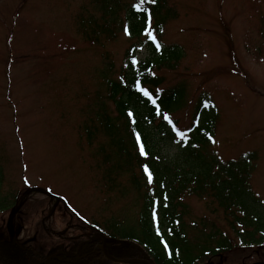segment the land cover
Segmentation results:
<instances>
[{"label":"rangeland","instance_id":"rangeland-1","mask_svg":"<svg viewBox=\"0 0 264 264\" xmlns=\"http://www.w3.org/2000/svg\"><path fill=\"white\" fill-rule=\"evenodd\" d=\"M83 2L85 0H0V210L12 203L7 191L11 195L20 192L23 203L11 211L10 221H24L25 225L16 224L13 232L20 240L29 241L33 228L43 229L47 225L52 229L49 224L37 223L36 217L30 215L43 206L41 218H47L48 223L50 218L55 220L54 232L37 234L43 242L50 240L46 246L54 242L60 244L63 240L77 245L99 237L98 231L71 214L63 201H56L60 197L83 217L98 220L97 227L105 238H123L129 234L145 198L146 182L138 179L135 184L132 181V177L135 180L139 175L138 168L126 173L123 168L115 167L117 159L110 154L111 149L88 141L84 132L91 122L96 101L95 95L85 96L92 92L97 80L98 61L93 48L72 52L64 64L57 60L58 56L66 54L63 49L49 53L48 59L46 53L36 55L43 46L56 49L50 47L56 41L54 33L64 36L65 42L77 48L83 47L82 40L72 30L78 7ZM175 3L181 18L169 30L188 27L175 33L174 39L188 46L183 65L189 67L185 79L189 82V92L193 93L191 105L202 90L216 100L211 88L216 90L217 84L225 87L215 91L217 99L221 98L219 144L213 147L214 151L225 160L247 149L256 154L250 163V182L254 209L262 215L256 213L254 217L245 218L242 213L235 220L234 225L240 232L234 237L238 243H254V252L258 253L255 258L264 257V52L263 46L259 48L262 57L257 62L251 48L244 44L248 38L252 41L254 23L264 21V0H177ZM201 6L204 9L198 12ZM261 26L264 28V24ZM228 37L232 42H228ZM114 54L117 60L121 58L117 52ZM81 90L84 95L77 93ZM230 91L237 92L240 98ZM190 115L191 109L178 113L182 126L189 125ZM184 203L187 219L199 221L208 214L204 199L187 197ZM60 212L63 220L57 216ZM6 217L3 215L1 219ZM218 220L223 223L221 218ZM187 228L191 240L190 227ZM192 231L194 235L197 233L194 228ZM215 236L213 226L206 225V235L197 236V240L209 242ZM4 245L1 243L0 248ZM109 245L107 248L120 257L132 256L134 261L144 259L134 256V245L117 242ZM235 250L242 258L251 253L237 247L220 253L211 264H233L236 257L241 258ZM18 252L12 259L28 258L20 257L22 252ZM218 259L220 262L216 261ZM98 264L115 263H105L100 257Z\"/></svg>","mask_w":264,"mask_h":264},{"label":"trees","instance_id":"trees-1","mask_svg":"<svg viewBox=\"0 0 264 264\" xmlns=\"http://www.w3.org/2000/svg\"><path fill=\"white\" fill-rule=\"evenodd\" d=\"M175 1L86 0L82 3L76 18V25L79 22L76 31L82 41L93 48L98 72L92 92L89 95L82 90L77 93L96 97L91 122L84 130L88 141L111 149L110 154L117 159L115 167L123 168L126 173L133 172L136 167L141 171V165L145 163L149 164L150 170L154 169V180L147 186L142 211L131 232L124 237L145 243L148 252L160 251L167 241L171 247L179 249L184 261L192 263L193 258L200 261L210 259L236 245L230 244L233 241L230 234L220 229L215 240L203 242V251L191 257L188 252L191 246L182 245L183 213L187 209L180 200L181 196L206 200L207 209L211 213L221 211L224 219L231 215L233 229L240 213L251 218L254 213L261 215V212L254 209V195L249 184L250 163L256 158L255 152L245 150L232 160L220 161L212 140L220 117L219 100L214 101L211 94L202 90L191 105L193 93L189 92V82L185 79L189 67L183 65L188 46L174 39L175 33L188 27L180 31L169 30L181 18ZM203 9L201 6L197 11ZM263 24L264 21L254 23L252 41L250 38L244 40L251 50H259L262 46L264 50ZM125 27L128 28L127 34ZM258 28L260 33L256 36ZM148 31L154 40L149 38ZM227 40L232 42L229 37ZM255 41L257 43L250 47ZM50 47L56 49L40 48L36 55L46 53L48 59L51 57L49 53L63 49L66 54L57 58L62 64L69 54L84 49L61 40ZM114 52L121 58L117 60ZM137 83L149 92L151 99L144 96ZM215 88L222 86L217 84ZM187 109L192 110V117L201 115V120L199 123L193 120L196 124L191 123L184 131L186 135L180 137L164 116L170 119L175 113ZM130 111L133 113L131 117L128 115ZM137 134L141 135L140 143H137ZM141 143L148 149L146 156L140 155ZM140 177L141 174L135 180L132 177V181L136 184ZM153 198L156 204L152 208ZM158 210L160 216L156 222L153 216ZM175 220L180 224L173 230V235H168L165 227ZM135 248L134 256L149 255L147 251ZM0 260L3 264H14L8 252H2Z\"/></svg>","mask_w":264,"mask_h":264},{"label":"flooded vegetation","instance_id":"flooded-vegetation-1","mask_svg":"<svg viewBox=\"0 0 264 264\" xmlns=\"http://www.w3.org/2000/svg\"><path fill=\"white\" fill-rule=\"evenodd\" d=\"M2 227L0 226V244L3 243L5 244L4 246H2L0 248V255L2 252H8L10 250L9 248V245L13 246V252L15 253V255L19 254V250L22 252L21 254H24V255H28V254H31V252H34L38 246V243L34 240H20V238L18 237H13V236H9L8 239L5 238V235H4V232L2 231ZM96 239H92L91 238V241H89L88 243L84 244L85 245V248H91V245H94V241ZM30 241H32L33 243H31ZM23 243H27L28 245L27 246H24L22 245ZM80 246L83 245V242H80L79 243ZM95 248H92V250H95ZM87 250L89 249H86V251H84L83 253H81V255L83 254H89L87 252ZM92 250L90 251V253H92ZM74 252V251H72ZM67 259L64 258V257H60V256H56L55 258H53L51 260V263L52 264H63ZM32 264V263H30ZM41 264H45L43 261L41 262Z\"/></svg>","mask_w":264,"mask_h":264},{"label":"snow or ice","instance_id":"snow-or-ice-1","mask_svg":"<svg viewBox=\"0 0 264 264\" xmlns=\"http://www.w3.org/2000/svg\"><path fill=\"white\" fill-rule=\"evenodd\" d=\"M125 32L126 34L128 33V28L125 27ZM148 36L149 38L151 39H155V37L152 36V33L150 31H148ZM157 48H159V45H157ZM137 87L139 88V90L144 94L145 97H149V99H151V97L149 96V92L147 90H145L144 88L140 87L139 86V83H137ZM152 103L155 104V101H152ZM128 115L131 117L133 115V113L130 111L128 113ZM164 119L168 120V122L171 124L172 121L169 119V117L167 115L164 116ZM174 130H175V127H174ZM176 134L180 137H184L186 134L182 131H176ZM136 139H137V143H140V140H141V135L140 134H137L136 135ZM139 151H140V155L141 156H146L148 154V149L147 147L144 145V144H140V148H139ZM143 168H144V172L148 174V183L151 184L154 180V176H153V172H154V169L153 170H150V166L149 164L145 163L143 165ZM27 179H25V183H27ZM165 247L167 248V244L165 245Z\"/></svg>","mask_w":264,"mask_h":264}]
</instances>
